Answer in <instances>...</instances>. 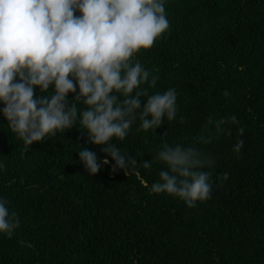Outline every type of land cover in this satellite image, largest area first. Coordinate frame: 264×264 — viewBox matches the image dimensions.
I'll list each match as a JSON object with an SVG mask.
<instances>
[{
	"label": "trees",
	"instance_id": "obj_1",
	"mask_svg": "<svg viewBox=\"0 0 264 264\" xmlns=\"http://www.w3.org/2000/svg\"><path fill=\"white\" fill-rule=\"evenodd\" d=\"M164 6L169 29L134 60L157 77L153 87L141 85L149 95L175 90V118L147 131H137V119L123 141H111L137 160L139 178L113 173L114 162L78 121L25 150L0 104V199L19 219L11 236L0 233V264H264V0ZM74 95L66 97L69 106ZM231 116L237 123L217 132L216 122ZM165 143L196 147L214 160L202 169L212 173L209 199L188 208L150 192L167 170L156 160ZM81 148L109 164L89 175ZM144 161L152 167H140Z\"/></svg>",
	"mask_w": 264,
	"mask_h": 264
},
{
	"label": "clouds",
	"instance_id": "obj_2",
	"mask_svg": "<svg viewBox=\"0 0 264 264\" xmlns=\"http://www.w3.org/2000/svg\"><path fill=\"white\" fill-rule=\"evenodd\" d=\"M169 26L164 0H0V104L9 129L27 150L78 121L88 142L101 146L114 162L113 173L123 170L127 176L132 171L139 178L137 160L111 141H123L137 119V131H147L159 128L165 116L175 118V90L149 95L141 85L153 87L157 77L134 60ZM70 93L75 94L71 106L66 99ZM142 96L147 97L143 107ZM229 122L237 123L236 117L217 121L216 131L223 132L221 125ZM198 140L209 142L203 135ZM243 144L240 140L233 151L239 153ZM77 154L89 175L109 164L107 158L98 162L87 148ZM156 160L167 170L159 172L152 194L178 198L188 208L210 198L212 173L202 169L212 167L214 160L196 147L165 143ZM139 166L150 169L152 161ZM18 226L17 214L0 199V233L11 236Z\"/></svg>",
	"mask_w": 264,
	"mask_h": 264
}]
</instances>
